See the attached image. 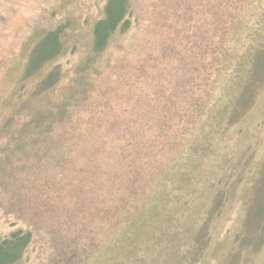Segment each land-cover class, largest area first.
Wrapping results in <instances>:
<instances>
[{"label": "rangeland", "instance_id": "1", "mask_svg": "<svg viewBox=\"0 0 264 264\" xmlns=\"http://www.w3.org/2000/svg\"><path fill=\"white\" fill-rule=\"evenodd\" d=\"M53 1L0 0V232L34 231L26 264H264V0H136L73 83L31 88Z\"/></svg>", "mask_w": 264, "mask_h": 264}, {"label": "trees", "instance_id": "2", "mask_svg": "<svg viewBox=\"0 0 264 264\" xmlns=\"http://www.w3.org/2000/svg\"><path fill=\"white\" fill-rule=\"evenodd\" d=\"M137 6L136 0H105L102 6H97V15H90L89 12L91 11L88 9V5L82 3L81 0H54L44 12V17L49 22L47 23L49 26L43 32L44 35L36 45L35 50L29 57L26 54L20 56L21 63L26 66V79L29 81V86L31 85V88L33 86L32 78H40L46 73L45 71H49L46 78L39 82L44 88H52L53 90L64 78L73 83L75 73L71 76L66 73L62 66V60L78 52L84 54L83 58L87 60L93 52L102 55L108 51L113 44H116L114 43L117 40L116 37L125 35L132 30L134 16L138 14ZM235 15L238 21H241L242 14L239 12ZM242 29L244 27L239 24L235 32L237 33ZM86 33L90 37L88 42L85 41ZM252 35L253 39L255 38L261 46L260 52L256 55V61L258 64H263L264 33L258 31V34L252 33ZM32 42L33 40H31ZM87 47H90L91 50L88 51ZM85 59L82 62L84 70L89 67ZM214 60H217L216 57ZM25 91H28L26 86H21L18 99L22 103V107L26 109V106L29 105L30 96ZM76 103H78L76 100H72L68 105L67 125L73 130L72 135L80 134L82 130L72 126L77 124V121H74L73 113ZM99 119L102 123V119ZM32 121L33 119L30 118V121L21 126L22 132L24 129L29 131L33 129V124L27 127ZM36 126L39 127L42 124L38 122ZM49 143L62 144L61 138L52 134H50ZM67 143L70 145L69 151H71L74 145L71 141H67ZM68 154L64 157L65 163H69ZM124 172L127 173L125 170ZM34 239V231L23 226L11 228L7 232H0V264H26V256Z\"/></svg>", "mask_w": 264, "mask_h": 264}]
</instances>
